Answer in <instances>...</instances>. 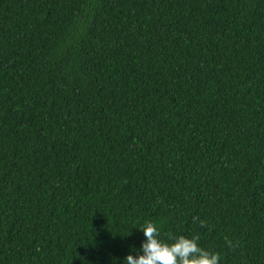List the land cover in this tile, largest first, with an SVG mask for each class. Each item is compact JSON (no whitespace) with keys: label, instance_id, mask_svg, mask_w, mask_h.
Masks as SVG:
<instances>
[{"label":"trees","instance_id":"1","mask_svg":"<svg viewBox=\"0 0 264 264\" xmlns=\"http://www.w3.org/2000/svg\"><path fill=\"white\" fill-rule=\"evenodd\" d=\"M146 220L264 264V0H0V264H123Z\"/></svg>","mask_w":264,"mask_h":264},{"label":"clouds","instance_id":"2","mask_svg":"<svg viewBox=\"0 0 264 264\" xmlns=\"http://www.w3.org/2000/svg\"><path fill=\"white\" fill-rule=\"evenodd\" d=\"M135 228L145 239L138 249L133 246L123 257V264H219V253L201 247L196 234L169 235L165 239L157 224L147 220Z\"/></svg>","mask_w":264,"mask_h":264}]
</instances>
